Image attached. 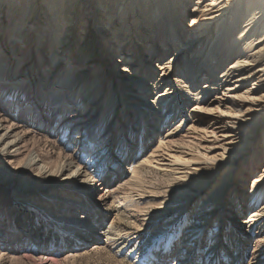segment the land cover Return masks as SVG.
<instances>
[{
	"label": "rangeland",
	"instance_id": "rangeland-1",
	"mask_svg": "<svg viewBox=\"0 0 264 264\" xmlns=\"http://www.w3.org/2000/svg\"><path fill=\"white\" fill-rule=\"evenodd\" d=\"M2 1L3 0H0V5ZM31 1L33 2V0H30V2H28L27 0L25 3L26 6L24 5V9L17 13V16H19L20 18L19 20L21 21H24V18L38 19L40 21L39 26L37 25L33 30L32 27L30 28L33 32L37 31L38 34L35 36L36 38H25L26 40L22 42V47L25 49L26 55L21 54L18 48L17 51L19 52L17 53V55L12 54L14 53V46L11 43V34L15 31H18V27L15 26L18 25L20 21L18 20V18L14 19L13 17L12 19L11 16L8 15L7 10L3 11L2 15L0 16V21L5 28L2 39L0 38V43H2L5 47V50L11 54L9 58H14L16 60V63L18 64L23 61H26L28 64L21 75H19V73L17 72V70L19 69L18 67H13L12 72H9V70H6V66H3L4 71L10 73V78H15V76L16 78L20 77V81L25 79L27 83L31 84L32 82H34L36 85L34 88V84H31V97H19V101L17 103L19 108L16 112L18 115L16 117L27 122L28 125H31L36 129H34L35 133L32 132V134L35 135L36 142L41 139L40 141L42 143H39L38 148L41 150L40 152H42V155H44V153L46 154V151L48 149L49 151L54 152V157L56 158L59 154L61 155L60 158L62 157L61 159L63 160H66V156L72 157L77 162V165L75 166H82L83 168H85L89 174V179L92 181L96 180V183L98 182V185L96 186V188L84 185L81 190H76L78 186L66 187L62 185L60 181H50L49 184L27 189L24 186L22 187L21 185L22 183H24V179L22 178H20V181H17L14 178H9L5 181L0 180L1 188L7 189L6 193L12 200L11 202L13 205L8 204L7 207L13 208L12 210L24 219V222L20 224L17 229V232H19L17 243L20 240L23 241V239H26V244H24V248H22L19 253L14 254L7 251L3 252L5 253V256L2 261L5 264H34V262L29 261L28 259H23V253H25V251H28V253L33 250L36 251L37 248L40 247V240L36 236L34 237L32 233L24 235L25 223L31 222L33 224H38L39 232L42 229V226L40 224H43L44 222V214L46 213L45 209H50V211H54L55 213L50 214L49 219H51V224L48 223L46 225L47 229H45V231L49 230L55 232V238L53 242H49L51 245L47 243V245H50V252L43 253V255H48L52 258H55L56 263L52 262V264H154V257L156 253L157 251L160 253L161 250L165 249V244L169 240L170 232H172V239L174 240L175 245L178 244V242L184 235L202 234L205 231V228L208 225L212 224V220L209 219L211 217L214 218L216 216V210L220 208L215 209L213 212L210 210L208 213L204 214L202 210H199L197 205L193 207L196 202L194 201L191 208H189L188 206L189 209L187 211V208L185 207L187 201L182 200L176 204V206L181 208H179V211H173L172 209H170L173 206H170L168 207L169 210H162L165 215L163 214L162 217H160L156 221L153 218L156 214L150 216L149 214L151 212L149 210H154L155 207L157 208L159 206L165 205L164 203L168 198H172L173 200L175 199L174 197L179 196V193L184 191V188L179 189L183 186H179V184H181V181H183L184 179L187 180L189 179V177L192 178V175L186 177L184 176V174L190 173L193 169H199L201 165L204 166L205 164H207L205 163V161L212 163L213 161H211V159L213 157H215V159L221 158L222 160V164L218 167V173L215 176L217 177L219 183H221V186L223 184L222 178L226 177L228 175V172H230L229 170H225L226 167H233L232 175L229 177V179H227V181H225L226 186L223 195L222 208H228L225 197L232 190L231 188L234 186V184H238L240 181V176L242 174L241 170L242 167H244L246 164V155L249 154L251 144H255L256 148L264 147V137L262 134H259L255 136V140H253V142L251 141L250 144L249 142H247L248 136L250 134H246L243 131H241V133L237 135L233 133V135L230 137H227L224 132H218L216 135L207 134L205 137L200 136L203 134L202 132L201 134H199L191 132L192 130L189 133L185 134L184 131L186 130L187 126L191 124L190 109L194 107V99L197 96L196 94L200 91L202 83L204 81H201L202 83L199 82L198 84L190 83L193 94L189 96H186V93H184L185 91L182 90V87L179 86V83H174L175 86L177 85V94L175 96L176 98L173 99L171 97L168 99V103L171 104L170 108L168 107L167 109L166 107L167 113H165V116L162 117V114L156 115L155 113L151 114L149 112L150 103L147 104L145 100L149 96H154L152 95V93H154V88L151 87L150 91L146 94L144 86L140 83L141 81L138 80V77H146V79H148V82L151 81V84L152 82H154V80L155 83H157L156 74L159 72L158 66H161V64L165 60L171 57L172 53L165 54V49L162 47V42H160L161 37L159 36V34H156L155 37L151 38V33H149V31L147 30L149 26L147 21L151 19L150 15H152L153 17L152 20H155L154 16L156 14V10L152 8V14H149L147 11V7L144 8L145 5L142 4V0H138V4L133 3L134 6H132V9H130L131 7L127 8L130 13H132L133 11V14L129 13L130 19H122L120 21L117 18L116 26H114L116 27L114 29L117 30L119 25H122L124 27V32H126L125 28H127V26H130L131 24L130 29L133 28L132 30H135V48H140V46L142 47V50L139 49V51L137 52L139 53L141 51L140 56H137L138 54H136L135 57H132V61L126 63L117 62V66H127L130 70H132V72L130 73H132L134 77L133 81L130 82L126 79H121L114 75L115 72L120 73L119 67L114 68L115 71L112 70L111 72L109 71L110 68L108 67L105 69H96L94 65H92V69L89 65L86 67L90 58L89 48L94 49L93 47H91L94 45L95 40L92 36V34H94L95 32L94 29H92L95 25L94 11L100 6L99 3H95V1L97 0H94L93 2H88L87 7L89 15H91L88 17V19L91 18V20H85L82 24H79L80 26H82L83 32L88 33V31H91V34H89L88 38L86 39L88 40V42L83 43V49H85L84 52L82 51L83 56H80L79 54L80 60L76 65V69L79 71L78 73L83 70V73L80 75V77H82V81H75L71 84H61L57 82L55 84L57 86H55L54 90L50 91L52 89V86L49 87L48 90L43 91V93L45 92V96L42 97L40 91L41 85L44 84V81L46 80V78H48V74H50L49 77H52L50 68H53L55 64H58L57 56H54L50 53L51 48L54 46L50 43L56 36H59V38L57 39L59 40L62 37L65 29L63 28V26H59L58 32L56 31L55 33H50L47 31V37L50 38V40L47 42L48 47L45 51H38V38L44 35V33L46 32L45 30H48L50 26V23L43 18L46 15L47 16L45 18H48V15H52V13L50 11L48 13L44 12L43 4L48 0H37V3L34 2L33 4L31 3ZM118 1L119 0H115L116 3ZM124 1L125 0H120V2ZM77 2L79 11H82L84 6L87 5V3H83V0H77ZM127 4L130 5V1H128ZM184 7L185 11L182 15L183 23L188 24L191 22L192 14L196 12L194 11V0H188ZM36 10H38L39 16L33 18L34 12ZM62 13V9H60V14L58 16L59 24H62ZM174 16L175 15L169 16V21L166 22L165 25H163V28L167 26L169 27L170 24L178 22L179 24L176 23L178 25L176 26V28L179 31H182L183 24L181 23V21H174ZM262 18H264V16H262L261 19ZM68 21H70V19H67V21H65L63 25L67 27L69 23ZM88 22L91 29L86 31V23ZM139 23H141L140 26H138ZM156 23L157 21L154 22V24ZM20 26L22 27V25H19V27ZM9 28H11V31L7 30ZM215 29L216 25L214 27V30ZM239 32H241V28L239 29ZM113 36L114 33L113 35L111 34L106 38L110 39L113 38ZM81 38L83 40V37ZM180 38L185 41L184 45L190 44L187 43L188 40L186 37ZM98 39L99 40H97V42L99 41V49L101 50L102 58L104 60V58H107L106 53L109 47V40H104L102 44L100 38ZM171 39L172 38H169V40ZM82 42L83 41H81L80 43ZM121 42L124 43L123 40L118 39V43ZM154 43L157 44L155 45V47H157V49H159L160 51H154L155 55L152 57L150 56V54L146 55L145 51L150 46L154 47ZM146 44L148 46L143 49L144 45ZM260 46H262V44ZM121 47L123 46L120 44L117 45L115 49V53L119 58L120 53L118 48ZM182 48L183 45L182 47H179L177 51H181ZM3 53H5L4 49ZM183 53L184 51H181L178 61H175V63L173 64L171 72L173 73V75L178 72L179 63H182L184 61L181 59L183 57ZM72 56L74 55L72 54ZM144 57L147 60L146 64L144 63ZM70 60H74V58ZM70 60L62 61L65 69H69V66L71 65ZM68 62L69 64H67ZM190 62L191 61L189 60L186 61V64H182V66L184 67V73H186L187 67L193 64L192 62ZM42 63L47 66L44 68L46 69V71L44 73H41V75L38 69L42 65ZM134 63L135 66L132 69V64ZM148 63L149 66L147 65ZM15 66L17 65L15 64ZM100 66L101 65H99L98 67ZM224 68L222 67L220 69H217V71L215 72L217 77L224 70ZM63 73H66V71H63ZM94 73H112L111 76L103 77L102 79H100L99 86L107 84L103 89V95L100 97H109L113 100V104H109L108 106L106 104L100 105L99 107L98 105L90 106L91 102L90 100H88L87 96H92V93L94 96H98V94H100L99 90H97L98 86H94L95 81H97V77L94 75ZM152 73L155 74L152 75ZM40 75L41 78H39ZM115 82L116 85L112 88V84ZM171 84L172 80L169 78V82L165 84L163 83V87L160 90H165L167 87H171ZM236 84L237 83L230 81L227 87L215 90L213 94L210 95L211 98H216V93H219L218 97H221L223 103H226L227 105L233 104V106L235 107V118L223 120L225 122L228 120H236L237 118H239V114L244 112L247 106L242 105V103L240 102L239 106H237L236 101H241V95L243 93H246L247 89L251 90L252 97L250 98L258 100L254 104H260L262 107L260 112H254V115H264V99L261 98L262 93L264 95V91L261 93L258 89H255L256 86H243L242 83L241 87H238L237 89H231V87H234ZM9 85L14 86L13 84ZM23 85L24 84H19L18 86L24 87ZM198 85L200 87L196 88V86ZM1 86H3L2 83H0V87ZM216 86H218L217 88H219L218 83ZM60 96L62 100L60 99ZM80 98L87 99L82 106H80ZM0 104L3 106L8 105L7 103L4 104V102H0ZM45 104H47L48 107L44 109ZM53 105H60L63 108L62 111H53ZM27 107L33 108V110L37 112L38 116H40V113H42L50 119L46 123L39 125L36 123H31V121H29V116L32 115V111H30V109H28ZM94 111H97V113H94ZM6 112L13 114L11 110ZM105 112L107 113V115H105ZM114 112H117V115H114ZM142 112H144V117L138 118V115ZM103 113L104 115H102ZM53 115L54 118L51 119ZM205 117L210 121L208 115H205ZM181 118H183V121H181ZM259 118L260 117H257V119ZM261 120V122L258 120V122L256 121V123L259 124V129L262 126L264 127V118ZM180 122H182L183 126H178V131L182 128V132L180 131L179 133H173L172 135L175 136L174 139H184V142L179 145L184 144L186 147L179 146L181 148H177V146L175 147L174 145V148L172 150L175 151L170 150V152L168 151L167 147H165L166 150L161 152V155L156 156L157 159L153 161V164L147 165L142 168L137 176V179H133L132 176L134 172L132 169L136 165V162L138 163L139 161H144L148 155H150L154 150L157 149L158 141H160L161 137L168 135L170 136L171 133L169 131L173 130V127L177 126ZM175 123L177 125H175ZM141 125H143L142 133L139 130ZM39 127H42L43 131H38L37 129H39ZM150 127L154 129V133L153 137L149 140V138H146L145 136L149 134ZM232 127L230 125L227 126L228 130H230ZM152 142V147H150ZM232 149H235L237 153H233ZM243 151L246 152L241 154V152ZM175 153H178L177 155H183L184 159L174 157L173 155ZM198 155H200V157L205 161L195 160L192 162V164L185 161L189 158L196 159ZM262 157L263 158L259 164L263 169L264 154H262ZM234 159L235 161L233 162ZM242 161H244V164L242 163ZM252 168L254 169V166H252ZM116 170V174H113ZM119 172L123 173H120L121 175L119 176ZM199 173L202 174L200 175ZM206 173H208V171L202 170L200 172H196L195 175L198 177L202 175L206 176L208 175ZM28 174L29 175L27 176L29 178L34 177L33 172ZM16 176L17 175H15V177ZM254 176L255 175H249V178L245 179L242 183L243 187H245V190L251 183ZM129 179L133 180V183H131V180ZM43 180L44 179H41L39 181L43 182ZM111 181V184L114 183L113 185H115V189L114 187H109V183ZM201 184L202 183L200 182L199 185ZM213 184L214 183H211L210 188L202 195H205L210 189L212 191V188L217 187H212ZM86 188L89 190H87L89 196L84 193V189ZM30 191L33 192L30 193ZM53 192H56V197L52 196L54 195ZM109 192L111 193L109 194ZM82 193H84L83 196H85V198L89 199L88 202H86L85 205H80L78 204V202L74 201V206L76 205L77 207L74 208V206H72L71 204V206H67V208H69V211L67 209L65 213L62 214V204L64 202H67L70 197L76 199L77 201H82L83 198L80 197ZM243 196L246 199L244 205L245 209L247 208L245 210L246 212L241 215H237V212H234L235 214H233L231 217L227 215L224 218V222L225 225H227V219H230L228 220L230 221V225L227 227L223 225V228H220L219 234L222 235V238L220 237V244L218 247V249L220 250L219 257L222 258V260H225L227 253L224 252L222 245L227 244V235L235 233L237 236L232 238V240L246 242L244 251L242 252L243 259L242 256H238L239 259H242L240 264H264V262H255V260H253V256L255 255L256 251L263 248L262 250L264 252V234H262V236H259V227L264 224V217L259 218V221H257V223L252 227L251 230L246 231L249 226V224H247V221L251 217V214L249 215L248 211L251 212L253 210H249L248 205L249 202L253 199L250 198L249 193L246 191L245 195ZM255 201H257L258 203L256 209L262 208V206L264 205V199H257ZM91 202L94 204V206H91ZM1 203L2 201H0V204ZM75 210L77 212H75ZM78 213L82 217V214H85L87 216L88 220L85 221L86 225L79 226L78 229H76L71 233L70 236H68L64 231L65 228L62 225V222L60 221L62 220L65 224L68 225L69 222L66 219L68 217L67 215H78ZM177 214L181 215L175 218ZM151 217L153 218L154 222H152ZM243 220H245L244 223H241ZM168 222H171L172 225H166ZM52 223H55L58 226H54L55 224ZM164 225H166V227L163 229L164 231L162 233H159V230H161ZM91 228V231H94L95 233H98L99 231L106 232L105 234L99 235L101 237V239L99 240V244L95 243L97 239H89V243H84L85 240L81 238L80 235H82L83 231H89ZM214 234L215 229L213 227L211 228L210 235H205L207 236L210 244L213 243L216 238V235ZM95 245H98V247L94 248ZM208 246L209 243H206L205 240L203 242V245L201 246L202 254L205 255L209 251L210 248L208 249ZM234 251L236 250L232 247L230 250V252H232L231 255L233 257H236V255H234L236 254ZM176 254L177 252L174 255ZM174 255L172 253L171 256H167V261H165L163 264H173L174 261L172 258L174 257ZM33 258L36 259L35 261L37 262L40 260L39 255L36 254L33 256ZM229 264H234V262Z\"/></svg>",
	"mask_w": 264,
	"mask_h": 264
},
{
	"label": "bare ground",
	"instance_id": "bare-ground-1",
	"mask_svg": "<svg viewBox=\"0 0 264 264\" xmlns=\"http://www.w3.org/2000/svg\"><path fill=\"white\" fill-rule=\"evenodd\" d=\"M26 1L27 0H3L0 5V16L2 15L3 11L7 10L8 15L11 16L12 19L14 17V19L18 18L19 20L20 18L19 16H17V13L20 12L22 9H24V5ZM83 1H84L83 3L85 4L87 3V5L84 6L82 11L78 10L77 0H48L45 1L43 4L44 12L48 13L50 11L52 15L50 14L48 15V18H45L47 16L46 15L43 18L50 23L49 24L50 26L48 25L49 29L45 30L46 32L44 33V35L38 38L39 41L37 45L38 51L42 52V50L45 51L47 49L48 47L47 42L50 40V38L47 37L48 32L50 33H55L56 31L58 32L59 26L60 27L63 26L65 31L59 40H57L59 36L58 37L56 36L54 39H52V42L50 43L54 45L51 48L50 53L54 56H57L58 64H55L53 68H50L51 70L50 73L52 77H49L50 74H48L47 75L48 78H46L44 84L41 85L40 91L42 97L45 96L44 94L45 92L43 93V91L48 90L49 87L51 86L52 89L50 91H53L55 86H57L55 85L57 82L61 84H71L74 83L75 81L80 82L82 78L80 77V75L83 73V70L80 73H78L79 71L76 69V65L77 62H79L80 60L79 54L80 56L81 55L83 56L82 51L84 52L85 50L83 49V43L88 42V40L86 39L88 38V35L91 34V31H88L89 29H91V27L89 26V22L86 23L87 28L85 30L88 31V33H85L82 30V26H80L79 24H82L83 21L85 20H91V18L88 19V17L91 15H89V11L87 10V7H88V2H93L94 0H83ZM128 1H130V5L127 4ZM187 1L188 0H142V4L145 5L144 8L147 7V11L149 14H152V8L156 10V14L154 16L155 20H152L153 17L152 15H150L151 19L147 21L149 25L147 30L149 31V33H151V38L155 37L156 34H159V36L161 37L160 42H162V47L165 49V54L172 53V56L169 57L167 60H165L161 64V66L157 65L159 67L158 68L159 72L156 74L157 83H155L154 80V82H152L151 84V81L148 82V79H146V77H138V80H140L141 81L140 83L144 86V90L146 91L145 92L146 94L150 91L151 87L154 88L153 91L154 93H152V95L154 96H149L145 100L147 104L150 103L149 112L151 114L155 113L156 115L162 114L163 115L162 117L165 116V113H167L166 107L167 109L168 107L170 108V104H171L168 103V99L171 97L173 99L176 98L175 96L177 94L176 92L177 85L175 86L174 83L176 82L179 83V86L182 87V90L185 91L184 93H186V96H189L193 94L190 83L198 84L199 82L204 81L203 83L201 82L202 83L201 89L196 94L197 96L194 99V103H193L194 107L190 109L191 116L190 115L189 116H190L191 124H189L186 130L184 131L185 134L189 133L192 130L191 132L194 133L201 134L202 132L204 135L202 134L200 136L205 137L207 134L216 135L218 132H224L227 137H230L233 135V133L237 135L241 133V131H243L246 134H250L248 136L247 142L251 144V141L253 142V140H255V136L262 134L264 137V127L263 126L261 127L260 125L261 128L259 129V124L256 123L257 120L260 121L261 119H263L264 115L263 114L261 116L254 115V112H260L262 107L260 104L258 105L254 104L258 100H254L250 98L252 97L251 90L247 89V92L241 95V101H236L237 106H239V102L242 103V105L247 106L244 112L239 114V118H237L236 120H228L226 122L223 119L235 118L236 116L234 115L236 111L235 107L233 106V104L227 105L226 103H223L221 97H218L219 93H216V98H211L210 95L213 94L215 90H219L227 87L230 81L237 83L234 87H231V89H237L238 87H241V83H242L243 86L244 85L246 86L252 85L254 87L256 86L255 89H258L261 93L264 91V18L261 19V17L264 16L263 15L264 0H194V5H195L194 11L196 12L192 14L191 22L188 24H184L182 15L185 11L184 6L186 5ZM28 2H30V0H28ZM34 2L37 3V0H33V2L31 1L32 4ZM62 2L64 5L62 4ZM138 2H139L138 0H125L124 2H120L119 0L117 3L115 2V0L95 1L96 4L97 3L100 4V6L94 11L95 25L92 29H94L95 31L94 34L96 33L95 34L96 36L92 34L95 40H94V45L91 47H93L94 49L89 48L90 55L89 54L88 55L90 56V58L88 60L86 67L88 65L91 66L90 67L91 69L93 68L92 65H94L96 69L97 68L105 69L108 67L110 68L109 70L110 72L114 70V68L119 67L120 73L115 72L114 75H116L118 78L126 79L127 81L130 82L134 80L132 73H130L132 72V70H130L129 67L127 66H120V65L117 66V62L126 63L132 61V57H135L136 54H138L137 56H140L141 51L139 53L137 52L139 51V49L142 50V47L140 46V48L139 47L135 48V43H134L135 30H132L133 28L130 29L131 24L130 26L128 25L127 28H125L126 32H124L123 30L124 27L122 25H119L117 30L114 29L116 28L114 26H116L117 18L120 21L122 19H130L129 15L133 14V11L132 13H130V11H128L127 8L131 7L130 9H132L133 8L132 6H134V4H138ZM60 9H62L63 12L61 15L62 24H59L58 21ZM172 15H175L174 21H181V23L183 24L182 31H179L176 28V26H178L176 23L178 22L174 24H170L169 27L167 26L163 28V25H165L166 22L169 21L168 20L170 18L169 16ZM37 16H39L38 10L34 12L33 18L34 17L36 18ZM67 19H70V21H68L69 23L68 26L66 27L63 25V23L67 21ZM19 21L20 22L18 23V25L15 26L18 27V31H15L11 34L12 37L11 43L14 46L13 48L14 53L12 54L17 55V53L20 51L21 54L26 55V51L22 47V42L26 40L25 38H33L38 34L37 31L33 32L32 30L37 25L38 26L40 25V21L38 19H31V18L29 19L24 18V21L21 20ZM155 21H157L156 24H154ZM0 23H1L0 38L2 39V35L5 32V28L3 27L1 21ZM19 25H22V27L21 26L19 27ZM140 25L141 23L138 24V26ZM215 25H216V29L214 30ZM31 27L32 30L30 29ZM11 28L7 30L11 31ZM240 28H241V32H239ZM113 33H114L113 38L110 39L106 38L109 37L111 34L113 35ZM81 37H83V40ZM180 37H186L188 40V42L187 41L186 42L190 44L184 45L185 41L182 40V38ZM93 38H92V42H93ZM98 38H100L102 44L104 40H109L108 42L109 47L106 53L107 58H104V60L102 58L101 50L99 49V43H98L99 41L97 42V40H99ZM169 38L172 39L169 40ZM118 39L123 40L125 44L123 42L118 43ZM81 41L83 42L80 43ZM120 44L123 47L118 48L120 53V58H119L115 53V49L116 46ZM261 44L262 46H260ZM155 45L157 44L154 43V47L150 46L145 51L146 55L150 54V56L152 57L155 55L154 51L156 52L160 51L159 49H157V47H155ZM182 45L183 48L181 49V51H184V53L181 59L184 60L185 62L183 61L182 63H179L178 72L175 75H173V73H171L173 64L175 63V61H178L179 54H181V51H177V50L179 47H182ZM147 46H148L147 44L144 45L143 49H145ZM17 48L19 49V51H17L18 50ZM3 49L5 53H3ZM72 54L74 56H72ZM9 56H11V54L8 53L5 50L3 44L0 43V83L3 84V86L0 87V102L1 103L4 102V104L5 103L8 104L5 106L0 104V180L5 181L8 180L9 178H14L17 181H20L21 180L20 178H22L24 179V183H22L21 185L22 187L24 186L27 189H30L32 187H39L40 185L49 184L50 181L52 182L60 181V183L66 187L78 186L76 190H81V188H83L84 185H87L92 188H96L98 182L96 183V180L95 181L93 180L94 181L93 182L92 180L89 179L90 178L89 174L85 168H83L82 166L76 167L75 165H77V162L72 157L66 156V160H63L61 159L62 157L60 158L61 155L59 154L58 157L56 158L54 157L55 156L54 152H51L48 149L46 151V154L44 153V155H42V152H40L41 150L38 148L39 143H42L40 141L41 139L36 142L35 141L36 137L35 135L32 134V132L35 133L36 129L33 128L31 125H28L27 122L16 117L18 115L16 112L17 109L19 108L17 104L19 101V97L20 96L31 97V93H30L31 84L32 85L34 84V88L36 85L34 82H32L31 84L27 83L25 79L20 81L21 80L20 77L16 78L15 76V78H10L11 77L10 73L5 72L3 66H6V70H9V72H12L13 67H18L19 69L17 70V72L19 73V75H21V73L23 72V70H25L28 64L26 61H23L18 64L16 63V60L14 58L12 57L9 58ZM72 58H74V60H70ZM63 60H67V61L70 60L71 63V65L69 66L70 70L64 68V64L62 63ZM189 60L193 64L189 65V67H187L186 73H184V67L182 66V64L183 65L186 64V61ZM144 63L145 64L147 63L145 57H144ZM15 64L17 66H15ZM67 64H69V62ZM99 65L101 66L98 67ZM147 65L149 66V63ZM46 66L47 65L42 63V65L38 69L40 74L46 71V69H44ZM134 66L135 63L132 64V69L134 68ZM222 67L225 68L217 77L215 72L217 71L218 68L220 69ZM63 71H66V73H63ZM154 74L155 73H152V75ZM41 75L39 78H41ZM94 75L97 77L96 78L97 81H95L94 86H98L97 90H99L100 94H98V96H94L92 93V96H87L88 100H90L91 102L90 106L98 105L99 107L100 105L106 104L108 106L109 104H113V100L110 99L109 97L107 98L100 97L103 95V91H104L103 89L107 84L99 86L100 79H102L103 77L111 76L112 73H94ZM169 78L172 80L171 87H167L165 90H160L163 87V83L165 84L169 82ZM217 83L219 85V88H217L218 86H216ZM9 84H13L14 86ZM19 84H24L23 85L24 87L18 86ZM115 85L116 82L112 84V88ZM198 87L200 86L199 85L196 86V88ZM261 98L264 99L263 93ZM85 100L87 99L85 98L79 99L80 106L84 104ZM47 107L48 105L45 104L44 109ZM27 108L30 109V111H32V115L29 116V121H31V123H36L39 125L46 123L50 119L47 118L42 113H40V116H38L37 112L34 111L33 108L30 107ZM52 109L53 111L58 112V111H62L63 108L60 105L59 106L53 105ZM10 110L13 112V114L6 112ZM94 113H97V111H94ZM102 115H104V113ZM105 115H107V113ZM114 115H117V112H114ZM205 115L209 116L210 121L206 119ZM143 117H144V112L138 115V118H143ZM257 117L260 118L257 119ZM53 118L54 115L51 117V119ZM181 121H183V118H181ZM175 125L177 124L175 123ZM229 125L231 127L233 126L230 130H228L227 128V126ZM142 126L143 125H141V127L139 128L141 133L143 131ZM178 126L179 127L183 126L182 122H180L177 126L173 127V130L169 131L171 133L170 136L168 135L161 137L160 141H158L157 149L154 150L150 155H148L144 161H139L138 163L136 162V165L132 169L134 172L132 176L133 179L135 180L137 179V176L142 168H144L147 165L153 164V161L157 159L156 156L161 155L162 154L161 152L166 150L165 147H167L169 152L170 150L175 151L172 150L174 148V145L175 147L177 146V148H181L179 146L186 147L184 144L179 145L184 142V139H174L175 136L172 135L173 133H179L180 131L182 132V128L178 131L179 128ZM42 129H43L42 127L41 128L39 127V129L37 130L39 131ZM153 133H154V129L150 127L149 134L145 137L149 138L150 140L153 137ZM153 142L151 143L150 147H152ZM232 150L233 153L235 154L237 153L235 149ZM245 152L246 151H243L241 152V154ZM177 154L178 153H175L173 156L179 159L181 158L184 159L183 155H177ZM262 154H264V147L256 148L255 144H251L249 154L246 155L245 166L243 165L244 161H242L243 163L242 165L244 167H242L241 170L242 174L240 176V181L238 184H234V186L231 188L232 190L225 197L228 206V208L226 209L222 208L223 195L226 186L225 181H227V179H229V177L232 175L233 167L231 166H230L231 168L226 167L225 170L226 171L229 170L230 172H228V175L226 177L222 178L223 184L221 186V183H219L217 177H215L218 173V167L222 164L221 158L215 159V157H213L211 159V161H213L212 163L203 160L200 157V155H198L196 159L189 158L188 160H185L190 164H192V162L195 160L196 161L203 160L207 164H205L204 166L201 165L199 169H193L191 170L190 173L184 174V176L186 177L192 175V178L189 177V179L187 180L184 179L183 181H181V184H179V186L183 185L179 189L184 188V191L179 193V196L176 195L177 197H174L175 199L173 200L172 198L167 197L168 199H166L164 203L165 205L159 206L157 208L155 207L154 210L152 209L149 210L151 212L149 215L152 216L153 214H156L153 217L154 220L156 221L164 214L162 210L168 209V207L170 206H173L170 208L173 211H179L180 207L176 206V204L182 200L187 201V204L185 205L187 211L189 208L192 207V203L194 201L196 202L193 205V207L197 205L199 210H202L204 214L208 213L210 210L213 212L217 208L220 209L216 210L215 212L216 216L214 218L212 217L210 218L208 216L210 218L209 220H212V224L208 225L202 234L184 235L180 239L178 244L175 245L174 240L172 239V232H170L169 240L167 241L166 244L164 243L166 245L165 249L161 250L160 253L157 251L154 257L155 260L154 264H163L165 261H167L168 258L167 256H171L172 253L174 255L176 252L177 254L174 255V257L172 258L174 261L173 264H229L233 262L234 264L241 263L243 259L242 252L244 251V246L246 242H241L239 240H232V238L237 236L235 233L231 235H227L226 237L228 242H226L227 243L226 245L225 244L222 245V248L224 252L227 253V256L225 260H222V258L219 257L220 250L218 249L220 244L219 243L220 237L222 238V235H220L219 232H220V228L222 229L223 225H225L224 218L227 215L231 217L233 214H235L234 212H237L236 213L237 215H241L246 212L245 210L247 208L245 209L244 207L246 199L243 196L245 195V191L248 192L250 198L253 199L249 202L248 205V209L249 210L253 209V210L251 212L248 211L249 215L251 214V217L247 221V224H249V226L246 229V231L251 230L252 227L257 223V221H259V218L264 217V205L262 206V208L256 209L258 203L257 201H255L257 199L259 200L264 199V168L262 169L259 164L263 158ZM234 161L235 159L233 160V162ZM252 166H254V169L252 168ZM202 170L208 171V173H206L208 175L206 176L202 175L199 177L195 175L196 172H200ZM31 172L34 173V177L29 178L27 175H29L28 173ZM116 172L117 170L114 171L113 174H116ZM120 173L122 174L123 172H119V176L121 175ZM15 175L17 176L15 177ZM249 175H255V176L252 179L249 186L247 187V189L245 190L244 189L245 187H243L242 183L244 182L245 179L249 178ZM41 179H44L43 182L39 181ZM132 181L133 180H131V183H133ZM200 182L202 183L201 185H199ZM111 183L112 181L109 183L110 184L109 187L113 188L115 185H113L114 183L113 184ZM211 183H214L212 187L215 186L217 187L212 188V191L210 189L205 195H202L210 188ZM84 190H85L84 193H86V195L89 196L87 192L88 189L86 188ZM6 192L7 189H2L0 186V201H2V203L0 204V264H5L2 261L5 256V253L3 252L7 251L14 254L19 253V251L22 250V248H24V244H26L25 241L26 239L25 240L23 239V241L20 240L17 243V238L19 233L17 232L18 231L17 229L18 226L24 222V219L23 217H20L19 214H16L12 210L13 208L7 207L8 204L10 205L13 204L11 202L12 201L11 198H9ZM31 192L33 191H30V193ZM84 193H82V195L80 196L83 198L82 201L81 200L77 201L76 199L70 197L68 199L69 201L67 200V202H64L62 204L63 210L61 213L62 214L65 213L67 209L69 211V208H67V206H71V204L72 206H74V201L78 202V204L80 205H85L89 199L83 196ZM110 193L111 192H109V194ZM53 194H54L52 195L53 197L57 196L56 192H53ZM91 206H94L92 202H91ZM76 207L77 206L75 205L74 208ZM45 210L46 213L44 214L45 216L44 222L43 224H40L42 226V229L39 232H38L39 229L38 224L26 222L24 227L25 229L24 235H28L29 233H32L34 237L36 236L40 240V247L37 248L36 251L33 250L29 253L28 251H25V253H23V259H28L29 261L34 262V264H52V262L56 261V259L52 258L51 256L43 255V253L50 252L51 244L49 242H53L55 238L54 236L55 232L49 230L45 231V229H47L46 225L48 223L51 224V219H49L50 214H53L55 212L50 211V209H45ZM75 212L77 211L75 210ZM74 214L70 216L67 215L68 217L66 219L69 222L68 225L65 224L62 220L60 221L62 222V225L65 228L64 231L68 236H70L72 232L78 229L79 226L86 225L85 221L88 220L85 214H82L83 217L80 216L79 213L78 215H74ZM179 215L181 214H177L175 218ZM153 218L151 217L152 222H154ZM228 220L230 219H227V225H225L226 227L230 225V221ZM244 221L245 220H243L241 223H244ZM169 224L172 225L171 222H168L166 225ZM166 225H164L163 228L159 230V233H162L164 231L163 229L166 227ZM54 226H58V225L55 224ZM213 227L215 229L214 235H216L215 236L216 238L213 241V243L210 244L207 236L205 235H210L211 228ZM91 230L92 228L89 231L87 230L83 231L82 235H80L81 238L85 240L84 243H89V239L91 240L97 239L95 243L99 244L100 243L99 240L101 239L99 235L105 234L106 232L99 231L98 233L97 232L95 233L94 231ZM259 234H258L259 236H262V234H264V224L261 227H259ZM205 240L206 243L207 242L209 243L208 249L209 248L210 249L204 255L201 252V246L203 245V242ZM47 243H49L50 245H47ZM97 247L98 245L94 246V248ZM232 247L236 250L234 251L236 253L234 254L236 255V257H233L231 255L232 252H230V250ZM262 249L263 248L255 252V255L253 256V260H255V262H262V263L264 262V252ZM35 254L39 255L40 260L38 262L35 261L36 259L33 258ZM238 256L239 257L242 256V259H239Z\"/></svg>",
	"mask_w": 264,
	"mask_h": 264
}]
</instances>
